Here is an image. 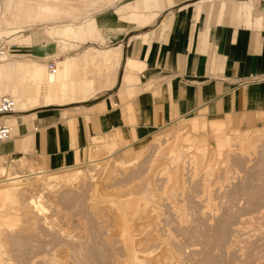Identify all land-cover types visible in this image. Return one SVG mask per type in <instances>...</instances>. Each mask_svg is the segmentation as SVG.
<instances>
[{
  "label": "rangeland",
  "instance_id": "1",
  "mask_svg": "<svg viewBox=\"0 0 264 264\" xmlns=\"http://www.w3.org/2000/svg\"><path fill=\"white\" fill-rule=\"evenodd\" d=\"M200 1L186 0L185 3L199 4ZM73 2L83 1L73 0ZM135 2L136 0H117L108 6L98 2L96 4L101 7L95 9L96 11L93 10L95 11L93 18L100 13L110 12L119 20L120 15L129 12L130 9L122 12L117 9L126 3ZM0 3L3 5L4 0H0ZM211 3L212 9L216 10L220 0H206L204 2L206 9ZM169 6L166 5L160 11L157 20L146 28L140 29L134 24H115L114 27L121 30L130 29L123 38V42H114V39L109 40L108 44L101 43L105 46L123 44L122 65L118 70L113 90L98 91V94L87 102L40 106L33 111L37 113V117L46 114V109H53V112H56L53 117L55 122L84 115L93 110L89 108L90 106L116 92L121 85L124 56L137 44V42L126 41L130 37L138 41V38L133 37L138 33L150 32L153 29L158 32L162 24L169 20L171 11L167 9ZM215 10L210 18H214ZM67 19H63L58 24L71 21L69 20L71 18ZM76 24H80V21ZM47 25L49 24L46 23ZM101 29L104 34L109 33L108 28ZM21 33L30 34L35 43L29 48L30 50H27L26 46L16 47L13 50L11 48V51L20 49L19 52H11L12 54L24 56L23 54L29 52L36 57H42L39 59L46 61L44 63L50 59L44 58L56 54L57 43L48 37L44 25L14 30L12 35L17 36ZM157 38L158 35L153 40ZM7 39L11 44H17L19 41L17 38H15L16 41L11 37ZM47 41L51 48L48 54H46V47L43 46V42ZM92 42L98 41L92 40L83 44L82 47ZM151 42L147 45L148 53ZM82 47L75 50L74 45L70 51H68L69 48H65V52L67 55H75ZM147 56L142 59L146 61ZM61 57L63 58L64 55ZM52 58V61L56 63V58ZM37 117L33 120V125L41 129L38 127L39 121L44 119H37ZM192 117H198L201 121L211 120L201 113L179 117L153 133L139 145V148L133 144L125 152L119 150L128 144L126 141H121L119 144L113 142L114 146L110 145V147L111 143L107 136L93 138L84 149L82 160L87 161L91 157L98 156L102 158L100 162L80 166L79 168L87 174L83 173L80 175L82 177L76 175V179H71L72 183L70 180L67 182L66 178L78 167L48 168L39 161L36 150L32 151V155L18 154L21 156L18 162L23 165L32 166L34 169L53 170L58 174L55 182L48 181L51 190H48L47 196L52 200L46 202V189L44 186L40 189L45 195L43 199L45 205L47 204L50 210L54 207L52 212L48 213L49 218L54 221V227L56 230L65 229L64 234L67 236L63 237L58 232L56 234L55 228L53 232L51 229L48 230L43 222L46 213L41 216L36 215L26 206L25 200L30 195L29 192L17 203L5 200L3 206L7 205L6 201L10 205L5 207L7 210L2 206L3 216L0 215V264H53V262L121 264L127 258L125 242L121 237L127 225L134 247L139 248V252L143 250L152 253L150 254L152 257L149 255V259H145L148 264H264V113L252 128L241 126L235 130V124H231L230 129L233 131L222 134H228L232 144L228 142L225 144L226 147L222 148L215 143L217 134L191 130V135L189 130L182 127L189 126ZM193 134L198 136L195 137ZM233 137H235L234 140ZM15 139L16 136H13L3 145ZM201 139L206 141V151H200V148L196 146L190 153L183 154L178 159L171 157L173 150L180 152L178 149H187L188 144L190 146L198 144ZM252 142L254 145L251 144ZM248 143L251 144V148ZM219 148L222 150L218 153ZM116 150H118L117 153H115ZM214 151H217L216 154ZM108 153L115 154L105 157L110 155ZM127 153L130 156H127ZM11 156L13 154L6 153L2 157L9 161L12 160ZM136 156H138L137 162L130 164L129 162ZM40 183L41 181L33 182L34 185H40ZM131 201H136L135 205L131 204ZM24 205L28 209H24L22 207ZM125 206L129 207L125 208ZM27 210L32 213L28 214ZM124 211L127 214L126 222L122 218ZM57 241L65 244L61 246ZM54 249H60L61 254L59 251L58 254L61 256L70 252L67 263L58 261L57 256L54 255Z\"/></svg>",
  "mask_w": 264,
  "mask_h": 264
},
{
  "label": "crops",
  "instance_id": "2",
  "mask_svg": "<svg viewBox=\"0 0 264 264\" xmlns=\"http://www.w3.org/2000/svg\"><path fill=\"white\" fill-rule=\"evenodd\" d=\"M205 1L196 4L185 3L186 0H136L117 9L119 12L130 9L119 20L106 12L95 18L92 13L91 17L79 20L80 24H76L77 20L68 22L76 24L78 37L72 42L78 50L92 40L98 41L91 43L95 45L114 39L123 42L130 29L121 30L115 24H134L142 29L152 25L166 5L171 10L169 20L158 32L153 29L138 33L133 36L138 41L131 37L126 41L137 44L124 56L121 85L116 92L90 106L93 109L90 112L64 121L53 120L56 115L53 109H46V114L39 117L33 111L18 117L16 139L7 145L0 143V156L9 153L13 154L11 158H19L18 154L32 155L36 150L39 161L48 168H74L88 161L82 160L83 152L93 138L107 136L109 145L126 141L128 144L119 150L125 152L133 144L139 148L153 133L177 118L197 113L211 120L190 118L189 126H182L190 133L203 130L222 134L233 131L231 124H235V130L241 126L252 128L264 113V0H220L216 10L212 9V3L206 9ZM17 2L0 3V16L4 14V18L10 19ZM214 10V18H210ZM47 24L34 23L25 29L51 25ZM104 27L109 33H103ZM156 35L158 38L153 40ZM11 38L19 40L12 44L15 48L26 46L30 50L35 43L30 34ZM120 45L123 56V44L109 47ZM43 46L48 54L51 51L48 41ZM16 51L20 49L13 52ZM57 53L58 48L54 56ZM23 55L36 57L29 52ZM144 56L146 61L142 59ZM36 117L44 119L39 121L41 129L33 125Z\"/></svg>",
  "mask_w": 264,
  "mask_h": 264
},
{
  "label": "bare ground",
  "instance_id": "3",
  "mask_svg": "<svg viewBox=\"0 0 264 264\" xmlns=\"http://www.w3.org/2000/svg\"><path fill=\"white\" fill-rule=\"evenodd\" d=\"M81 1L83 2L75 3L73 2V0H68V1L67 0H18L16 4L17 5L16 10L10 19L4 18V14H3V17L0 16V38L6 39L5 37L7 38L12 37L14 36L12 35L14 30H19V29L24 30L27 25L30 26L32 24L34 25V23L42 24L43 22H46V23H51V25L48 27L44 26L46 27L45 32L49 35V37L52 40H55L59 46L57 47L58 53L56 56H54L56 58V64H57L56 73H52L49 69L48 61L50 59L52 60L53 58H50V59L44 58L47 60L49 59L47 63H44L46 61H41V59H39L38 57H31L30 55L18 56V55L12 54L13 51H10L8 54H0V95H5V94L11 95L16 101V107H15L14 113L5 118L6 121L13 128L12 138L15 133V125H16L18 117L25 116L26 114L34 111L36 108L40 106L45 107V106H50V105H65V104H70V103H75V102H87L95 94H98L97 93L98 91H104V90L111 89L116 84L118 70L121 64V59L123 57L121 45L120 47H109V45L99 46V45L91 44V45L85 46L84 48L81 45L79 46V48L82 47V49L80 50V52H78L75 55H67L65 52V48H69L68 50H71L72 47L75 45V42H72V41L77 36L76 35L77 32L75 31V26H74L76 24H73V23L71 24L67 23L65 25H57V24L59 22H62L63 19H67L68 17L71 18L69 20L71 21L73 20L74 22L76 20L79 21L84 17H87V16L89 17V15L91 17V14L96 11L95 9H98L101 7L97 5L96 3L103 2V5L108 6L109 4L111 5L117 0H100V1L81 0ZM5 7H6V4H5ZM0 14H1V11H0ZM14 48L15 47L12 46V50ZM61 55H64V57L62 58ZM216 137L217 138L215 139V143L220 148H222L223 146H225V144L230 142L229 140L231 139L229 138L230 136H228V134H217ZM234 138L235 137H233V140ZM190 139L193 140V138L191 137ZM199 142L198 144H194L192 146L188 144V146L186 147L187 149H184V148L178 149L180 150V152L179 151L177 152V150L176 151L173 150V152L171 153V157L174 159H178L183 154L185 155L187 153H190L191 149H194V147L196 146L200 148V151H206L207 144H206L205 139L203 140L201 139V142L200 143ZM251 144H253V142ZM251 144L248 145L250 148H251ZM220 148L218 149V153L222 150ZM214 150H216V148ZM209 151H210V148H209ZM112 155L113 153L108 156L106 155L105 157H111ZM205 155H204V158H205ZM190 157L192 158L193 155ZM101 158L100 156L91 157L90 160H88L81 166L90 164V163L100 162ZM197 159H200V158H197ZM137 160H138V156L134 157V159H132L131 162L129 163L133 164L134 162H137ZM193 160L195 161L196 158ZM79 167L80 165L78 166V168H76L77 170H75L72 175L66 178V180H68L67 182H70L71 179L75 177L77 178V176L79 177L80 175H83V173L87 174L85 173V171L82 170V168H79ZM93 174L94 172L92 173V175ZM56 178H58V174L54 173V171L49 172V171L43 170L42 168L34 169L32 166H25L22 163L18 162V158L14 157L12 158V160L6 161L5 158L1 156L0 157V208H1L0 215L3 216L2 206L4 205L5 200H9L11 203H17L22 196H25V194L29 192L30 195L26 197V200L24 199L25 203L27 204L26 206L29 207L30 210L34 212L36 215L41 216L43 214L45 215L46 213V216L44 217L45 219H43L44 221L43 220L42 221L45 222L44 224H46V228H48V230L51 229L52 230L51 232H53L55 228L56 234L58 232L63 237L67 236L64 234L66 232L65 229L60 228L56 230V227H54L53 219H50L49 218L50 216L48 215L49 212H52L51 210L54 207L50 210L49 206L47 204L45 205V202H44L45 200H43L45 199V195H46V202H48L47 200H52L51 198H49V196H47L49 194L48 190L50 189L49 187L50 182L48 181L54 180L55 182ZM36 181H41L40 185H34L33 182H36ZM41 186H44V188L46 189L45 195L43 194L44 192H41L42 191V189H40ZM131 202H127V203H131V204L134 203V205L136 203V201L135 202L131 201ZM6 203L7 205L9 204L7 201ZM123 203L126 204V202H123ZM6 206H3V207L5 208ZM129 206H125V208ZM131 206L136 207L133 205ZM22 207H24V209H28V208H25V205ZM27 211L29 212L28 214L32 213V212L30 213L29 210ZM123 213L124 214L122 218L125 219L127 217L126 211H124ZM6 215L8 218V214ZM125 222H126V219H125ZM40 224H41V220H40ZM61 227H62V224H61ZM121 237H123L122 239H124L125 247H126L125 250H127V258L125 257L126 259L123 261L124 263H121V264H148L146 263V260L149 259L148 256L152 253L150 251H149L150 253L148 251L147 252L143 251L142 249H141L142 252H139L138 250L139 248L136 249L134 247L131 241V234L129 232L128 225L125 226L124 232ZM65 241H66V238H65ZM57 243H59V245L65 244V243L60 244L59 241H57ZM71 246L72 245H70V247ZM59 250L60 249H54L53 250L54 255L57 256L58 261L60 260L62 262H66V260L69 257L70 252L69 253L67 252L65 253L64 256H61L58 254ZM53 264H58V263L53 262Z\"/></svg>",
  "mask_w": 264,
  "mask_h": 264
},
{
  "label": "built area",
  "instance_id": "4",
  "mask_svg": "<svg viewBox=\"0 0 264 264\" xmlns=\"http://www.w3.org/2000/svg\"><path fill=\"white\" fill-rule=\"evenodd\" d=\"M12 44L9 40H0V54H8L11 51ZM49 69L52 73L57 72V64L49 60ZM16 101L11 95H0V143L7 142L12 138V126L6 121V117L12 115L15 111Z\"/></svg>",
  "mask_w": 264,
  "mask_h": 264
}]
</instances>
